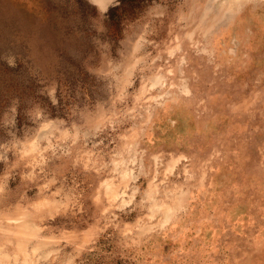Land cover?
<instances>
[{"label": "rangeland", "instance_id": "rangeland-1", "mask_svg": "<svg viewBox=\"0 0 264 264\" xmlns=\"http://www.w3.org/2000/svg\"><path fill=\"white\" fill-rule=\"evenodd\" d=\"M0 264H264V0H0Z\"/></svg>", "mask_w": 264, "mask_h": 264}, {"label": "bare ground", "instance_id": "bare-ground-1", "mask_svg": "<svg viewBox=\"0 0 264 264\" xmlns=\"http://www.w3.org/2000/svg\"><path fill=\"white\" fill-rule=\"evenodd\" d=\"M95 4H97L101 9H106L108 8V6L113 3L115 0H92ZM237 2V1H236ZM220 6V5H219ZM136 51V49H134ZM134 52V51H133ZM137 52V51H136ZM135 64H130L129 67L127 68V73H129L131 75L132 73V69L134 67ZM128 74V75H129ZM160 81L159 79H156L155 80V84H158ZM172 210V208H171ZM21 217V216H20ZM25 217V216H24ZM23 218V217H22ZM18 228H19V235H22V236H27V237H30L35 234L37 231H36V228L28 223L27 221H18ZM23 250V249H22ZM25 251V250H24ZM25 254V253H24Z\"/></svg>", "mask_w": 264, "mask_h": 264}]
</instances>
